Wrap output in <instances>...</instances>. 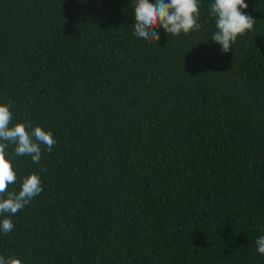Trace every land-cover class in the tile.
Instances as JSON below:
<instances>
[{
    "label": "trees",
    "instance_id": "1",
    "mask_svg": "<svg viewBox=\"0 0 264 264\" xmlns=\"http://www.w3.org/2000/svg\"><path fill=\"white\" fill-rule=\"evenodd\" d=\"M155 4L156 0H150ZM135 0H0V103L50 131L19 191H43L0 232L22 264H264V0L227 53L201 28L133 35ZM156 29H154L155 31ZM7 215V214H5ZM4 216H0L2 220Z\"/></svg>",
    "mask_w": 264,
    "mask_h": 264
},
{
    "label": "clouds",
    "instance_id": "2",
    "mask_svg": "<svg viewBox=\"0 0 264 264\" xmlns=\"http://www.w3.org/2000/svg\"><path fill=\"white\" fill-rule=\"evenodd\" d=\"M247 8L245 0H214L210 5L216 28L212 40L221 46V53L229 52L240 35L254 30L255 19L243 11ZM134 12L133 35L144 41H159L161 27L169 36L187 35L201 28L198 0H156L155 4L150 0H135ZM13 106L11 100L7 104L0 103V216H4L0 220V232L4 234L15 228L10 217L43 191L41 178L36 173L23 178L18 192L8 190L18 179L12 157L8 156L9 145H14V156H29L34 164H39L44 151L51 153L56 144L50 131L33 126L30 121L9 127ZM255 244L256 251L264 255V235L259 236ZM0 264H22V261L17 257L0 256Z\"/></svg>",
    "mask_w": 264,
    "mask_h": 264
}]
</instances>
